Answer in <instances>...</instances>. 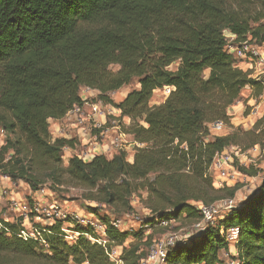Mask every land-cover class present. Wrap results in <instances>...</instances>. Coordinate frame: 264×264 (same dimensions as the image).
<instances>
[{"label": "trees", "instance_id": "1", "mask_svg": "<svg viewBox=\"0 0 264 264\" xmlns=\"http://www.w3.org/2000/svg\"><path fill=\"white\" fill-rule=\"evenodd\" d=\"M225 32L264 47V0H0V172L32 192L46 183L52 191L80 189L115 218L130 214L133 196L145 193L148 214L137 231H119L98 207L88 210L104 225L108 246L121 247L123 264H138L152 244L145 228L171 220L194 224L197 203L234 196L236 186L217 188L208 174L216 155L255 146L264 153V115L251 130L208 138V125H229L227 110L245 88L254 98L264 91L236 67ZM133 82L137 87L119 102L110 98ZM82 88L118 110L120 123L129 120L122 130L144 145L132 162L124 152L89 162L72 155L62 167L63 149L77 142H51V126L82 104ZM164 88L172 91L151 104ZM1 224L0 264H112L86 238L68 244L59 225L47 228L44 249L18 238L15 224ZM221 227L239 229L237 264H264V180L218 225L171 247L166 264H219V253L228 251Z\"/></svg>", "mask_w": 264, "mask_h": 264}, {"label": "built area", "instance_id": "2", "mask_svg": "<svg viewBox=\"0 0 264 264\" xmlns=\"http://www.w3.org/2000/svg\"><path fill=\"white\" fill-rule=\"evenodd\" d=\"M226 38V51L238 60L236 67L245 72H249L252 79L263 83L264 85V47H256L249 43V40L236 41L235 37L228 32L224 33ZM86 92L92 91L84 88ZM172 88H164L162 94L169 95ZM97 96V92H95ZM94 95V96H95ZM254 98V97H253ZM82 104L74 106L62 120L56 121L59 125L56 127L57 135L51 137V142L56 139H73L77 142L74 149L65 147L63 149V160L67 161L72 155L76 156L83 162H89L96 155L111 156L116 152L130 151L137 148H142L144 145L139 144L133 140L131 136L122 130V123L118 121L120 112L110 105L102 103L91 102L81 96ZM235 104L244 108V114L247 115V109L252 108L244 119L246 121V130H251L254 127L252 123L253 118H263L264 112L261 113V108L264 107V91L261 96L254 98L252 106H245L243 102L237 101ZM127 119V118H122ZM68 130L63 131V126ZM211 130L221 131L226 125L217 121L209 125ZM5 139V132L0 128V145ZM185 149V148H184ZM234 151V155H229L228 150L215 156L211 166L208 168V174L212 177L215 187L222 188L229 186L228 183H235L236 177H242L245 181L248 179L246 175L238 172L237 166L247 167L242 164L239 157H243L254 152L262 155V151L258 146L249 150L242 151L238 147L229 149ZM128 151V152H129ZM133 154V153H132ZM237 158V162L234 160ZM239 163V165H237ZM237 165V166H236ZM0 182L8 183L12 187L11 179L0 172ZM38 191V190H37ZM36 191V192H37ZM10 187L0 186V200L8 198L9 211L15 216L12 221L5 217L0 219L3 223H10L11 221L18 226L17 237L23 241H34L44 249H47L45 235L49 234L48 227L52 225H59L60 236L68 244H74L78 238L83 237L87 240L96 243L106 251L108 260L112 264H123L121 259V247L108 246L109 242L105 235V227L100 223L95 216L88 214V217L70 212L63 208L57 202H43L32 199L29 202L23 199L14 197ZM236 202L233 198L219 200L210 205L196 204L200 215V220L192 225L195 233L201 232L208 226H216L219 221L228 216L235 208ZM12 219V218H11ZM0 222V229L2 224ZM174 220L159 221L156 228H167ZM113 228L120 230L121 222L113 220L111 222ZM220 235L224 238L228 249L234 248L239 229L236 227L220 228ZM188 238V237H187ZM174 238H166L160 241L152 242L148 249L147 256L138 264H166V257L168 250L177 243H183L187 240ZM228 257L227 254H225ZM230 264H237L235 261Z\"/></svg>", "mask_w": 264, "mask_h": 264}, {"label": "rangeland", "instance_id": "3", "mask_svg": "<svg viewBox=\"0 0 264 264\" xmlns=\"http://www.w3.org/2000/svg\"><path fill=\"white\" fill-rule=\"evenodd\" d=\"M111 69L113 71L117 70L116 67H112ZM136 87H137V83L133 82L129 86H126V87H124V88H122V89H120L114 93H111L110 98L114 102H119L128 92L135 89ZM79 95L86 98L87 100H89L91 102L102 103L97 99L96 95L95 96L94 95H88V93H86V91H84V88H82L80 90ZM164 99H165V96L161 92H158L154 95V97L151 101V104H160L163 102ZM251 109L252 108L247 109V115L246 116H248ZM262 112H264V107L261 108V113ZM227 114H229V116L232 115V117L230 116V122H232L234 125L231 126V124L229 122V125L226 126V130L221 131L222 133H217L219 136H221L225 133H226V135H228L229 133L234 131L236 128L242 129L244 131H248V130H246V127H247L246 121L243 120L244 116H241L242 114H240V113L233 114V112L227 113ZM258 118L259 117L253 118L252 123L254 125L256 124V122L258 120H260ZM121 123L123 125H128L129 120L128 119H122ZM58 125H59V123L54 122L53 125L51 126L50 135L53 138L55 137V135H57L58 128H56V127ZM263 125L264 124H262L261 126H263ZM66 130H68V128L65 127V125H64L63 131H66ZM212 137L213 136L210 135L208 138H212ZM129 149H130V151L128 150L129 152L127 151V154H126V160L128 162H132L134 150H132L131 146ZM243 150L246 151V148ZM227 153L229 155L232 154L233 156H235L233 154L234 151L228 150ZM107 157H109V156H107ZM239 159L241 160L242 164H245L247 166L245 168H249L255 175L251 176V177L247 176L248 179L245 181L242 179L241 176L236 177L237 180L235 181V183H228L229 187L236 186V188H237L234 196L232 197L236 203H240L245 198H247L252 192H254L256 190V188L259 186V184H261V182H263V180H264V153H263V155L260 156V155H258V153L252 152V153L244 156V158L239 157ZM234 160L237 162V158ZM65 163L66 162L63 160L62 167L66 166ZM237 165H239V163H237ZM211 176H214L213 173ZM11 183L15 186L12 187L10 184H8L6 182H4V183L0 182V186L10 187L14 197H16L18 199H23V200L28 201V202L32 199L38 201L40 204L43 202H48V203L57 202L63 208H67L68 211L76 212L77 214L83 215L85 217H88V214L91 215V213H89V211H88L89 208L93 209V208L98 207L99 208L98 214L100 216H107L111 219L114 218L113 220H119L121 222V225H120L121 231H137V230H140L141 228H143L142 220L148 214V212L143 207V200L145 198V193H143V192L139 193L136 196H133V198L131 199L132 212L130 214L115 218V216L110 212V210L107 207H105V206L100 207L93 202L85 200L82 196L83 191H81L80 189L72 188L69 185H64V187L59 188L58 191H52L48 187L49 183H46L43 187H40L37 192H32L24 182L11 181ZM8 200H9L8 198L0 200V219L7 217L10 220L14 221L15 216L9 211ZM12 221L10 223H13ZM192 225L193 224H188L187 222H182V221L176 220L167 228H156L155 227V228L149 229V228L144 227L145 228L144 235L145 236L151 235L152 242L160 241V240L170 238V237L174 238L176 240H179V239L184 240L185 238L190 237L191 235H193L195 233V231L192 228ZM224 253L229 255V251H226ZM227 260H229V262H233V260L229 256H228ZM226 262H227L226 259H224V264H226Z\"/></svg>", "mask_w": 264, "mask_h": 264}, {"label": "crops", "instance_id": "4", "mask_svg": "<svg viewBox=\"0 0 264 264\" xmlns=\"http://www.w3.org/2000/svg\"><path fill=\"white\" fill-rule=\"evenodd\" d=\"M84 91H86V90L84 89ZM86 93H88V95H95L94 91H89V92H86ZM240 101L243 102L245 106H248V105L252 106L254 104V98L252 97V91L249 88H245L242 91ZM232 112H233V114H238V113L242 114L241 116H244L243 120L246 118V115L243 113L244 112V108L242 106H240V105L234 104L231 107H229L228 110H227V113H232ZM230 116L232 117V115H230ZM230 124H231V126L234 125L232 122H230ZM208 127H209V125H208ZM223 130H226V127ZM223 130H221V131H223ZM221 131H214V130H211V128L209 129L210 135L213 136V137L219 136L217 133H222ZM221 136H226V133L221 135ZM228 251H229V255L228 256L231 257V259L233 260V257L236 254L235 249L234 248H230ZM225 254L226 253H224L223 251H221L219 253V260H220L219 264H224V259H226V261H227L226 264L230 263L229 260H227L228 257H226Z\"/></svg>", "mask_w": 264, "mask_h": 264}]
</instances>
